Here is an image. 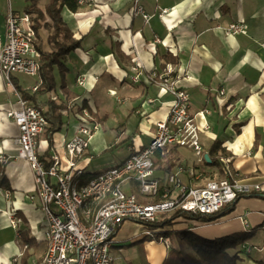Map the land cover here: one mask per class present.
<instances>
[{
    "label": "crops",
    "instance_id": "obj_1",
    "mask_svg": "<svg viewBox=\"0 0 264 264\" xmlns=\"http://www.w3.org/2000/svg\"><path fill=\"white\" fill-rule=\"evenodd\" d=\"M84 1L76 12L67 7L62 10L68 29L82 41L81 48L66 60V84L75 98L63 115L62 129L53 136L48 153L47 135H39L38 154L46 153V160L56 151L64 155L63 141L77 134V109L86 100L96 120L104 121L98 122L100 127L77 166L91 176L122 164L135 149L150 143L156 124L166 118L173 97L161 89L159 80L151 79V74L162 72L170 64L176 69L178 85L190 95V112L197 115L210 111L206 117L210 129L201 135L205 153L219 140L239 177L261 185L264 194V0H141L145 11L153 15L148 20L137 10V0ZM15 3L0 0V36L5 34L9 12H24V6L18 10ZM47 3L48 0L39 7L44 10ZM163 9L168 12L161 18ZM232 23L243 24L246 33L229 34ZM41 30L43 49L49 51L48 37ZM134 65L139 67L137 83L131 80ZM54 74L56 91L41 96V102L67 100L57 68ZM19 76L13 78L25 89L31 91L38 84L35 81L24 87ZM78 79H84L83 86H78ZM16 108L15 87L0 73V155L9 158L0 163V264H40L47 248L46 218L39 201L32 199L35 184L30 165L17 158L15 139L19 129L7 116ZM197 121L203 122L200 116ZM114 149L117 157L109 153ZM175 150L181 164H195L189 150ZM165 161L157 164L155 172L161 179L168 173ZM199 168L203 175L209 174L196 180L185 173L180 176L183 183L200 186L223 177L219 168ZM124 190L138 194L135 183L127 184ZM241 217L247 219L248 227L242 224ZM188 222L196 225V231L217 226L219 232L203 234L206 239L250 232L264 226V199L246 196L223 218L209 224ZM182 225L178 222L174 228L181 230L185 228ZM164 246L159 258L148 264L163 263L168 254ZM115 248H119L117 243ZM238 249L243 252L241 264H264V248L247 241Z\"/></svg>",
    "mask_w": 264,
    "mask_h": 264
},
{
    "label": "built area",
    "instance_id": "obj_2",
    "mask_svg": "<svg viewBox=\"0 0 264 264\" xmlns=\"http://www.w3.org/2000/svg\"><path fill=\"white\" fill-rule=\"evenodd\" d=\"M84 2L80 0V4ZM136 7L146 20L153 16L145 11L141 0L136 1ZM167 12L168 9H163L159 16L162 18ZM227 32L244 34L246 27L232 23ZM36 42L32 16L10 11L5 34L0 36V73L9 85L17 75L38 77ZM156 42H160L159 39ZM132 70L135 74L131 80L137 83L138 65H134ZM175 70L169 64L162 72L151 74V79L159 80L161 89L170 93L173 99L166 118L156 124L150 143L135 149L122 164L101 172L84 184L76 180L83 174L77 164L85 158L90 140L100 125L88 110H83L77 115V134L63 141L64 155L56 151L50 160L43 161L38 154L37 139L47 128V121L41 110L22 98L15 89L17 108L8 112L7 116L19 129L15 139L17 158L30 165L35 184L32 199L39 201L46 218L47 248L40 264H114L115 236L125 222H159L177 211L213 215L242 196L262 194L261 185L239 177L229 158L221 159V179H211L200 186L183 183L180 176L185 173L192 179L199 180L201 177L195 165L205 160L201 135L210 129L206 121L210 111L203 110L197 115L190 112V95L178 85L174 78ZM77 84L83 86L84 79H78ZM37 86L32 91H36ZM220 94L224 95V91ZM197 116L203 122L199 123ZM173 148L189 150L195 164L177 165L166 174L165 179H161L155 174V159L158 154L164 156ZM8 159L0 155V163ZM129 183L137 185L138 194L124 190ZM157 197L160 198L155 201ZM240 220L248 227L246 218L241 217ZM157 231L148 230L145 236H153ZM160 241L168 248L171 246L170 238H160ZM21 256L16 257L14 262L17 263Z\"/></svg>",
    "mask_w": 264,
    "mask_h": 264
},
{
    "label": "trees",
    "instance_id": "obj_3",
    "mask_svg": "<svg viewBox=\"0 0 264 264\" xmlns=\"http://www.w3.org/2000/svg\"><path fill=\"white\" fill-rule=\"evenodd\" d=\"M24 1L26 4L24 7V13L32 16L33 28L37 34L36 48L39 52L38 86L36 91H30L20 86L15 78H12V83L22 98L36 105L43 113L48 124L44 131V134L47 135L49 140V147L46 151V153H48L52 145L53 136L59 133L62 129L63 115L71 109L70 102L75 98L74 94L69 91L66 84V74L68 73L66 60L71 53L75 52L82 46L81 39L75 38L68 29L62 17V10L64 7H67L70 11L76 12L82 4H80V0H48L45 9L42 10L39 7L41 0ZM42 28L49 31L47 38V42L50 46L49 51L43 49L40 36V30ZM55 68L59 71L62 80L61 90L66 95L67 100L66 102H63L56 98L41 102L39 100L41 96L55 93L56 91ZM83 110H88V112L94 116L86 100H84L78 107L77 113L80 114ZM93 118L96 123H102L104 121V118H97V120L95 116ZM46 153L40 155L41 160L46 161ZM208 155L210 157V162L204 160L203 163L196 167V170L201 177L203 175L199 170L201 165L219 168L222 172L221 159L227 158L225 148L222 147V143L219 140H215ZM163 159H166L163 165L167 172H169L174 166L181 164L180 155L176 152L175 148L171 149L166 156L161 157L160 154H158L155 159V164L157 165L159 162L162 163ZM98 175L99 174H93L89 176L88 174H82L79 178L76 177V180L79 179L80 184H84L88 183ZM204 175H206V173ZM134 190L137 192L136 189ZM243 197L246 196L238 198L234 203L227 205L213 215H194L183 211H177L169 219L164 221L162 219L159 222L148 224L137 222L149 226L151 230L158 229L159 232H156L153 236H144L141 240L132 243L130 246L153 241L161 242L160 238H170V240H172L174 239L171 238V234L173 233L178 235L177 237L179 238V241L178 243L174 240L171 241L172 246L169 247L168 254L162 264H241V262L244 261L241 257L243 252L238 248L253 238L258 227L250 232H237L229 236L215 239H206L196 235L190 230L163 231V229L168 226H173L174 221L178 219L195 220L203 223L214 222L231 214L235 210L237 202ZM249 197L264 199V194H254ZM159 198L160 197H157L155 201L159 200Z\"/></svg>",
    "mask_w": 264,
    "mask_h": 264
},
{
    "label": "rangeland",
    "instance_id": "obj_4",
    "mask_svg": "<svg viewBox=\"0 0 264 264\" xmlns=\"http://www.w3.org/2000/svg\"><path fill=\"white\" fill-rule=\"evenodd\" d=\"M15 1H16L15 8L18 10H22L21 5H23L24 7L26 5L24 0H15ZM45 1L47 2V0L40 1V4L44 6ZM41 33L44 35H47V37L49 35L48 30H46V32L41 30ZM47 44H48V42H47ZM19 79L21 80L24 87L31 86V85H33V83L35 81L36 82L38 81V77H28V76H23V75L19 76ZM112 152H114L116 157L118 156L116 149H114L113 151H109L110 154ZM107 156H110V155L107 154ZM208 174L209 173H206V175H208ZM171 216L164 217L163 221L166 219H169ZM180 221H182V222H180ZM188 221L189 220H185V219L175 220L173 226L165 227L163 229V231L176 230V228H174V227L179 222L180 224H183L182 227H185L181 230H189L191 228L190 231H192L193 233H195L196 235L201 236V237H204L203 234L209 233L212 230L214 233H210V234H215L216 232H219L216 230L218 227L215 225H213L212 228L208 227L206 229V231H196L194 229V228H197L196 225H194L193 223L188 222ZM229 223H232V222H229ZM203 224H209V223H203ZM148 230H151V228L149 226L139 224V223L134 222V221L125 222L122 225V227L117 231V234H116L115 243H117V246L119 248H115L113 250V255L115 256L114 264H145V263H148L150 261L153 262L156 259H158L162 249H164V247H165L162 242L153 241V242H149V243L137 244L134 246H130L132 243L141 240L145 236V232ZM157 232H159V231H157ZM156 235L159 236L158 234H156ZM177 236H178L177 234H173V233L171 234V238H174L172 240H174L175 242L178 243L179 238ZM213 238L215 239V237H213ZM248 242L250 244H255V246H257L259 249L260 248L263 249L264 248L263 247V245H264V226L258 227L255 231V235L253 236L252 239L248 240ZM171 246H172V243H171ZM167 250H169L168 247H167ZM255 251H257V249Z\"/></svg>",
    "mask_w": 264,
    "mask_h": 264
},
{
    "label": "water",
    "instance_id": "obj_5",
    "mask_svg": "<svg viewBox=\"0 0 264 264\" xmlns=\"http://www.w3.org/2000/svg\"><path fill=\"white\" fill-rule=\"evenodd\" d=\"M204 159H205V161L210 162V157H209L208 153L205 154Z\"/></svg>",
    "mask_w": 264,
    "mask_h": 264
}]
</instances>
